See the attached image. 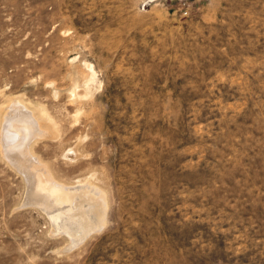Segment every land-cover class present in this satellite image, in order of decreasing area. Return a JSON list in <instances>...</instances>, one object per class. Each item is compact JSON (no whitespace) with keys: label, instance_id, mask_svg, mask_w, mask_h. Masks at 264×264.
Listing matches in <instances>:
<instances>
[{"label":"rangeland","instance_id":"obj_1","mask_svg":"<svg viewBox=\"0 0 264 264\" xmlns=\"http://www.w3.org/2000/svg\"><path fill=\"white\" fill-rule=\"evenodd\" d=\"M28 120L105 196L65 252L4 153ZM0 264H264V0H0Z\"/></svg>","mask_w":264,"mask_h":264},{"label":"bare ground","instance_id":"obj_2","mask_svg":"<svg viewBox=\"0 0 264 264\" xmlns=\"http://www.w3.org/2000/svg\"><path fill=\"white\" fill-rule=\"evenodd\" d=\"M10 110L7 115L10 120L11 117L24 112L22 107L21 109L12 107ZM28 123L26 130L23 131L18 128V125L15 126V132L12 135L16 138L12 137L11 139L8 136L12 142L9 141L10 146L8 147L2 144L4 153L6 157L9 156L8 159L14 166L25 174L27 184L26 203L37 205L49 216L52 224L51 234L57 235L64 232L69 241L63 247V251L68 250L74 245H78L88 232L100 229L104 220L105 196L100 188L91 183H88V185L83 183L77 186L62 183L50 175L47 167L45 164L40 163V160L35 162V157L30 149V142L39 133L36 130L37 128H34L35 131L33 132L31 127L36 126L30 120H28ZM11 130H13V127ZM21 131L22 135L19 137L18 134ZM5 143L6 141H4ZM10 153H14L23 160L26 167L20 166L18 158H15L14 155L10 156ZM45 173L48 175L46 179L44 178ZM84 198H90V200L86 201ZM97 214L99 217L94 218Z\"/></svg>","mask_w":264,"mask_h":264}]
</instances>
